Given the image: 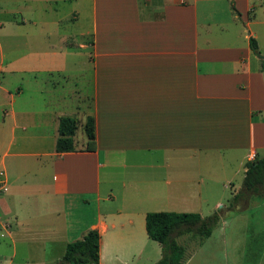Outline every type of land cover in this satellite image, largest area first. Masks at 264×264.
<instances>
[{
	"label": "crops",
	"instance_id": "obj_1",
	"mask_svg": "<svg viewBox=\"0 0 264 264\" xmlns=\"http://www.w3.org/2000/svg\"><path fill=\"white\" fill-rule=\"evenodd\" d=\"M0 28V264H73L89 229L97 264H154L145 213L215 210L205 165L264 151V0H0Z\"/></svg>",
	"mask_w": 264,
	"mask_h": 264
},
{
	"label": "rangeland",
	"instance_id": "obj_2",
	"mask_svg": "<svg viewBox=\"0 0 264 264\" xmlns=\"http://www.w3.org/2000/svg\"><path fill=\"white\" fill-rule=\"evenodd\" d=\"M13 37L18 36L14 34ZM46 42L60 44L57 43L55 36L48 37ZM2 54L1 73H6L9 67L8 56L17 57L23 53L14 50L13 52L8 51L5 42H3V36L0 35V55ZM34 134L37 135V132ZM75 135L78 143L80 142L79 138L85 136L80 125L76 124ZM13 145L15 144L13 143ZM258 153L264 157V151L258 150ZM219 155L223 161L220 166L217 163L205 165L211 169L212 173L217 172L220 177L215 185V192L212 196L202 198L207 199L208 202L213 199L218 200L222 204L221 216L218 224L202 244L198 245L197 239L193 236L184 235L176 239L185 247L186 259L183 264H264V197L245 195L243 199L238 200L233 208L236 211L228 210L227 200L233 195V191H237L242 184L241 167L243 163H240V155L229 157L227 152H221ZM212 157L217 158L216 156ZM193 167L190 166V168ZM202 168L205 169L203 164ZM203 208L200 212L203 216L209 215L217 209ZM152 246L159 247V244L151 240L142 257H145ZM17 262V260H13V263Z\"/></svg>",
	"mask_w": 264,
	"mask_h": 264
},
{
	"label": "trees",
	"instance_id": "obj_3",
	"mask_svg": "<svg viewBox=\"0 0 264 264\" xmlns=\"http://www.w3.org/2000/svg\"><path fill=\"white\" fill-rule=\"evenodd\" d=\"M249 47L256 51L252 37ZM77 121L70 116H60L57 122V138L54 143L56 153L75 150L73 135ZM86 138L85 149L92 148L94 139L93 118L88 115L81 125ZM245 195L264 197V157L254 156L244 163L241 187L227 200V208L233 210L238 200ZM222 206L209 215L200 216L196 212L149 211L144 216V229L147 237L159 244L160 257L154 264H183L186 259L185 247L176 239L186 235L197 239L202 244L211 230L218 224ZM99 234L95 229L87 230L80 239L65 244L60 257L62 263H98Z\"/></svg>",
	"mask_w": 264,
	"mask_h": 264
},
{
	"label": "water",
	"instance_id": "obj_4",
	"mask_svg": "<svg viewBox=\"0 0 264 264\" xmlns=\"http://www.w3.org/2000/svg\"><path fill=\"white\" fill-rule=\"evenodd\" d=\"M257 57L261 58V56H260V55H258V54H257Z\"/></svg>",
	"mask_w": 264,
	"mask_h": 264
},
{
	"label": "built area",
	"instance_id": "obj_5",
	"mask_svg": "<svg viewBox=\"0 0 264 264\" xmlns=\"http://www.w3.org/2000/svg\"><path fill=\"white\" fill-rule=\"evenodd\" d=\"M253 157V155L251 156V158Z\"/></svg>",
	"mask_w": 264,
	"mask_h": 264
}]
</instances>
